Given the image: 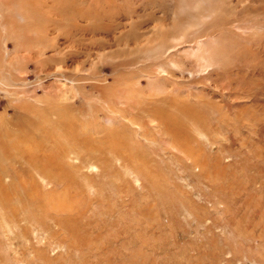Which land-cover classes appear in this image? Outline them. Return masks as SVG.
<instances>
[{
  "label": "rangeland",
  "instance_id": "rangeland-1",
  "mask_svg": "<svg viewBox=\"0 0 264 264\" xmlns=\"http://www.w3.org/2000/svg\"><path fill=\"white\" fill-rule=\"evenodd\" d=\"M247 48L264 61V39L260 46L250 42ZM63 77L53 72L9 81L27 89ZM220 77L226 84L261 77L263 83L234 103L203 84L180 83L172 93L185 100L223 101L227 114L235 118L230 129L215 128L213 115L204 111L199 125L186 124L193 141L188 152L166 148L157 132L150 131L155 140L140 139L132 161L114 151L98 131H78L92 148L88 156L83 150L87 146L71 145L73 135L65 137L57 125L51 135L44 134L37 115L7 106L0 95V129L27 153L36 147L37 156L49 148L57 152L60 143V170L70 181L62 179L60 187L51 183L27 163L21 148L11 151L10 164L4 163L9 172L1 177L3 188L11 193L13 174L20 172L21 180L31 183L25 184L32 192L28 198L57 191L54 204L62 209L45 213L39 200L27 202L15 195L8 203L0 199V264H264V69H234ZM70 86L84 108L94 107L101 117L115 119L92 91L81 93L72 82ZM142 105L146 107V101ZM144 113L150 117L148 110ZM190 155L207 169L187 160Z\"/></svg>",
  "mask_w": 264,
  "mask_h": 264
},
{
  "label": "bare ground",
  "instance_id": "bare-ground-1",
  "mask_svg": "<svg viewBox=\"0 0 264 264\" xmlns=\"http://www.w3.org/2000/svg\"><path fill=\"white\" fill-rule=\"evenodd\" d=\"M263 39L264 0H0V95L7 106L37 115L44 134L51 135L57 125L65 137L73 135L71 145L87 146L89 150H83L88 156L92 148L78 131H98L128 160L135 158L132 150L140 139L155 140L150 131L157 132L166 148L188 152L193 141L185 132L186 124L199 125L204 111L213 115L219 130L230 129L235 118L227 114L223 101L185 100L173 94V88L180 83L209 85L233 103L244 101L239 96L256 91L263 77L246 83L235 78L233 84H226L220 76L234 69H264V61L247 48L250 42L260 46ZM114 68L118 71L113 72ZM53 72H62L63 79L53 78L27 89L9 81L10 77L19 82L31 74L49 76ZM70 82L81 93L92 91L107 103L111 109L107 113L116 114L115 119L101 117L94 107L84 108ZM233 92L238 96H232ZM145 101L150 109L142 105ZM10 135L0 129V199L8 203L15 195L27 202L39 200L45 213L60 211L62 206L53 200L57 191L28 198L32 192L20 172L13 174V192L3 188L1 177L9 172L4 163L10 164L11 151L21 148L17 139L9 140ZM58 144L55 153L49 148L48 154L37 156L36 147L30 154L22 148L20 153L39 174L60 187L61 180L68 178L60 170L58 159L64 150ZM194 157L187 160L207 169V164Z\"/></svg>",
  "mask_w": 264,
  "mask_h": 264
}]
</instances>
